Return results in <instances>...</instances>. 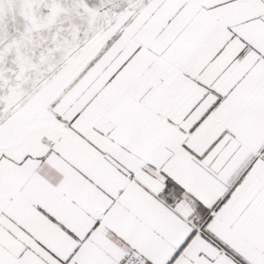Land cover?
<instances>
[{
    "label": "snow or ice",
    "instance_id": "6c2138e0",
    "mask_svg": "<svg viewBox=\"0 0 264 264\" xmlns=\"http://www.w3.org/2000/svg\"><path fill=\"white\" fill-rule=\"evenodd\" d=\"M0 264H264V0H0Z\"/></svg>",
    "mask_w": 264,
    "mask_h": 264
}]
</instances>
